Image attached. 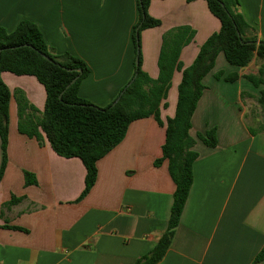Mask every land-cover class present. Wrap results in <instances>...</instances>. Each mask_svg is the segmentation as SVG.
I'll return each mask as SVG.
<instances>
[{"label":"crops","instance_id":"1","mask_svg":"<svg viewBox=\"0 0 264 264\" xmlns=\"http://www.w3.org/2000/svg\"><path fill=\"white\" fill-rule=\"evenodd\" d=\"M239 10L257 40H264V0H239ZM148 13L161 21L140 32L141 69L151 78L158 75L164 31L180 25L195 30L179 57L186 67L220 28L205 0H150ZM22 19L34 22L56 53L69 52L87 64L81 98L106 106L131 79L136 0H0V26L10 32ZM218 71L238 78L218 79ZM256 72L254 59L240 68L219 53L204 77L189 131L198 153L192 184L171 243L155 264H251L263 246L264 130L258 128L264 113L256 99L264 85L245 78ZM1 78L11 92L21 89L43 110L45 90L35 77L4 71ZM180 78L175 70L160 109L163 122L174 115ZM251 111L261 114L252 127L255 134L245 124ZM17 119L11 97L7 164L0 181V264H133L149 253L166 229L175 189L167 161L154 165L164 126L153 116L132 121L123 140L97 160L95 183L77 200L84 188L81 160L56 154L44 134L39 143L20 133ZM211 128L215 147L197 138ZM24 170L35 175L36 185L24 184ZM12 196L24 198L4 206Z\"/></svg>","mask_w":264,"mask_h":264},{"label":"trees","instance_id":"2","mask_svg":"<svg viewBox=\"0 0 264 264\" xmlns=\"http://www.w3.org/2000/svg\"><path fill=\"white\" fill-rule=\"evenodd\" d=\"M149 1L136 0L138 20L131 31L135 55L138 50L139 61L137 67L134 65L135 77L128 86L125 84L121 88L117 96L123 92L114 105L111 102L103 107L78 94L80 82L89 74V68L81 58L69 52L56 53L48 46L38 26L29 20L19 21L10 32L0 26V181L7 164L11 97L16 101L17 129L20 133L35 138L39 143L44 134L56 154L81 160L85 168L84 188L77 200L82 199L95 183L97 160L123 140L132 121L153 116L164 126L165 140L161 146V156L154 161V165L167 161L169 175L175 184L167 226L151 251L133 264L157 263L171 243L192 184V166L198 157L193 149L195 139L189 132L191 118L205 89L203 79L213 69L217 55L222 53L229 64L240 68L246 67L254 59L257 72L247 74L245 78L254 86L264 85V40H257L254 30L245 21L239 10V0H205L211 14L220 21V28L199 46L189 66L183 67L179 57L183 47L192 41L195 30L188 25H180L164 31L157 59L158 75L151 78L141 69L140 32L159 26L161 21L149 15ZM175 70L181 72L175 112L163 122L160 109L166 105L164 100ZM4 71L33 76L43 85L45 102L41 112L28 101L21 89L13 92L9 90L1 78V72ZM76 76V80L65 89ZM215 77L233 82L238 75L230 73L223 76V72L218 71ZM256 101L264 113V88ZM259 125L258 129L264 130V124ZM249 130L251 134L256 133L252 127ZM197 138L209 147L217 144L215 128L197 134ZM23 177L25 185L37 184L35 175L29 171L24 170ZM23 198L12 196L4 206L18 203ZM5 226L20 229L17 226ZM263 259L264 244L251 264H261Z\"/></svg>","mask_w":264,"mask_h":264},{"label":"water","instance_id":"3","mask_svg":"<svg viewBox=\"0 0 264 264\" xmlns=\"http://www.w3.org/2000/svg\"><path fill=\"white\" fill-rule=\"evenodd\" d=\"M137 30H138V28L136 29V32H137ZM238 33V32H237ZM238 35H239V33H238ZM1 50L2 49H0V52H1ZM45 59H47V60H50V58L49 57H47L45 54H41ZM138 50L136 51V55H135V60H134V65L137 67V65H138ZM78 71L79 72H81V70L80 69H78ZM134 77H135V75H133V77H131V79H130V81H128L127 83H126V85L125 86H128L129 84H130V82H132L133 81V79H134ZM76 78H77V76L76 77H74L67 85H66V87H65V89L67 88V87H69L75 80H76ZM123 91H121V93H122ZM120 93V94H121ZM120 94L112 101V105H114L117 101H118V99H119V97H120ZM61 97V94L59 95V98Z\"/></svg>","mask_w":264,"mask_h":264},{"label":"rangeland","instance_id":"4","mask_svg":"<svg viewBox=\"0 0 264 264\" xmlns=\"http://www.w3.org/2000/svg\"><path fill=\"white\" fill-rule=\"evenodd\" d=\"M23 20V19H22ZM21 21V20H20ZM260 113H263L262 111ZM261 114L259 113H253L252 111L250 112V114L245 115V124L247 127H256L257 123H259V119L258 122L255 121L257 119V117L259 118Z\"/></svg>","mask_w":264,"mask_h":264}]
</instances>
